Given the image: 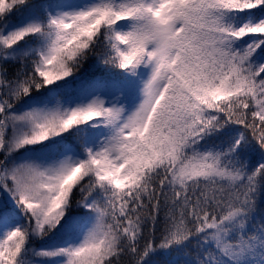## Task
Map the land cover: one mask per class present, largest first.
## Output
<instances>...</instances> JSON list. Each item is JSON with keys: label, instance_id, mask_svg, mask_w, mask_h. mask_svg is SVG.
I'll list each match as a JSON object with an SVG mask.
<instances>
[{"label": "snow or ice", "instance_id": "obj_1", "mask_svg": "<svg viewBox=\"0 0 264 264\" xmlns=\"http://www.w3.org/2000/svg\"><path fill=\"white\" fill-rule=\"evenodd\" d=\"M0 264H264V0H0Z\"/></svg>", "mask_w": 264, "mask_h": 264}]
</instances>
